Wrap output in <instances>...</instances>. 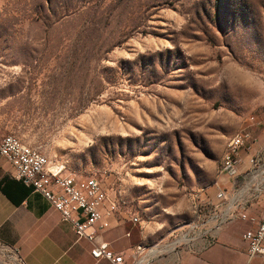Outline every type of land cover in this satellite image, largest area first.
<instances>
[{"label":"rangeland","instance_id":"1","mask_svg":"<svg viewBox=\"0 0 264 264\" xmlns=\"http://www.w3.org/2000/svg\"><path fill=\"white\" fill-rule=\"evenodd\" d=\"M263 119L264 0H0V140L99 181L147 264L212 216L229 142Z\"/></svg>","mask_w":264,"mask_h":264},{"label":"crops","instance_id":"2","mask_svg":"<svg viewBox=\"0 0 264 264\" xmlns=\"http://www.w3.org/2000/svg\"><path fill=\"white\" fill-rule=\"evenodd\" d=\"M259 124L261 126L253 131L248 147L239 153L235 175H221L215 183L216 188L207 193L209 203L219 213H226L232 200L248 195L246 173L252 168L251 159L257 153H264V119ZM219 193H223V198L214 199ZM248 211L257 221L264 214V201L251 203ZM107 222L109 228L98 236L97 242L107 243L116 254L128 260L134 249L126 234L125 221L114 216ZM251 226L248 222L232 220L221 227L216 243L211 247L204 249L203 240L195 237L184 249L167 251L157 264H246L255 260L264 264L263 257L251 260L247 257L242 235ZM0 245L13 250L23 264H110L93 259L91 246L77 240L70 227L60 221L59 214L40 194L16 181L11 165L2 158ZM139 247L152 250L138 244Z\"/></svg>","mask_w":264,"mask_h":264},{"label":"built area","instance_id":"3","mask_svg":"<svg viewBox=\"0 0 264 264\" xmlns=\"http://www.w3.org/2000/svg\"><path fill=\"white\" fill-rule=\"evenodd\" d=\"M249 141L250 135L244 130L240 131L237 139L232 140L221 177L235 175L240 160L239 153L248 147ZM0 158L11 165L16 181L40 194L50 204L59 214L60 221L70 227L77 240L91 246L90 255L93 259L110 264L148 263L146 257L151 256L155 250L138 249L137 245L132 253V261L129 262L122 255L116 254L107 243L97 242L98 236L109 228L107 219L118 213L119 206L99 181L94 178L75 180L72 176L64 175L60 168L51 167L44 155L11 135L0 140ZM251 165L252 168L246 173V191L253 192L257 199H264V153L255 154ZM218 197H223V193H219ZM249 204L247 195L232 200L226 213H219L215 208L208 220L199 223L196 228L181 231L182 238L171 245V248H167V251L178 250L183 243L189 246L195 237L203 240L204 249L209 248L216 243L217 233L223 224L238 219L252 225L242 235L248 259L264 258V214L256 221L248 211ZM132 221L137 220L134 218ZM190 231L198 232L192 237L188 235Z\"/></svg>","mask_w":264,"mask_h":264},{"label":"bare ground","instance_id":"4","mask_svg":"<svg viewBox=\"0 0 264 264\" xmlns=\"http://www.w3.org/2000/svg\"><path fill=\"white\" fill-rule=\"evenodd\" d=\"M239 135H240V134H238V135H237L236 137H234L232 140L237 139ZM232 140L229 142V144H228V146H227V155L225 156V162H224L223 166H225L226 161H227V159H228V155H229V152H230V148H231V142H232ZM183 231H184V230H183ZM138 249H141V247H139ZM156 251H157V250H156Z\"/></svg>","mask_w":264,"mask_h":264}]
</instances>
